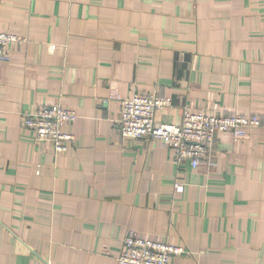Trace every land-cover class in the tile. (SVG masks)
<instances>
[{
	"label": "crops",
	"instance_id": "obj_1",
	"mask_svg": "<svg viewBox=\"0 0 264 264\" xmlns=\"http://www.w3.org/2000/svg\"><path fill=\"white\" fill-rule=\"evenodd\" d=\"M0 31L19 37L0 66V264H118L129 233L184 247L180 264H264V0H0ZM134 91L171 97L160 123H262L179 165L119 133ZM56 103L77 113L59 155L22 124Z\"/></svg>",
	"mask_w": 264,
	"mask_h": 264
},
{
	"label": "built area",
	"instance_id": "obj_2",
	"mask_svg": "<svg viewBox=\"0 0 264 264\" xmlns=\"http://www.w3.org/2000/svg\"><path fill=\"white\" fill-rule=\"evenodd\" d=\"M18 40L17 35L0 31V66L10 61L8 45ZM171 102V97L162 94L134 91L131 97L121 102L117 120L119 133L129 139H160L174 150L177 164L188 162L191 167L199 168L210 161V149L217 133L242 138L262 123L255 114L206 113L191 107L184 108L180 124L158 122L157 111ZM76 120V111L61 103L45 105L34 113L22 115V124L34 131L36 141L51 144L55 155L65 153L73 142L74 135L66 132L65 126ZM184 188L182 183L175 184V192H183ZM187 253L182 246L129 233L117 261L118 264H180L178 257Z\"/></svg>",
	"mask_w": 264,
	"mask_h": 264
}]
</instances>
